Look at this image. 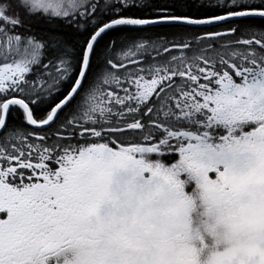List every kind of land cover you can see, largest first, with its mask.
<instances>
[{
	"label": "snow or ice",
	"instance_id": "obj_1",
	"mask_svg": "<svg viewBox=\"0 0 264 264\" xmlns=\"http://www.w3.org/2000/svg\"><path fill=\"white\" fill-rule=\"evenodd\" d=\"M0 264H264V0H0Z\"/></svg>",
	"mask_w": 264,
	"mask_h": 264
}]
</instances>
